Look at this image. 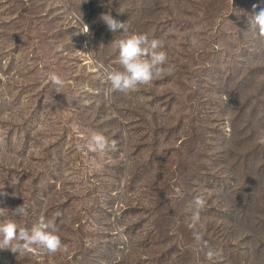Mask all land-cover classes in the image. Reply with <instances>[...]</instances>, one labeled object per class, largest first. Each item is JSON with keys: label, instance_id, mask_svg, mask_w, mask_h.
Instances as JSON below:
<instances>
[{"label": "rangeland", "instance_id": "374dc122", "mask_svg": "<svg viewBox=\"0 0 264 264\" xmlns=\"http://www.w3.org/2000/svg\"><path fill=\"white\" fill-rule=\"evenodd\" d=\"M261 8L0 0V222L52 221L63 245L0 249V264H264V38L249 24ZM109 12L127 33L100 20ZM132 34L167 61L116 91L103 68L122 70L115 45ZM93 132L104 151L78 147Z\"/></svg>", "mask_w": 264, "mask_h": 264}, {"label": "clouds", "instance_id": "9594fccd", "mask_svg": "<svg viewBox=\"0 0 264 264\" xmlns=\"http://www.w3.org/2000/svg\"><path fill=\"white\" fill-rule=\"evenodd\" d=\"M256 7L257 5H253L254 9ZM100 20L114 33L121 29L124 33L128 32L126 22L115 19L110 12L102 13ZM249 24L253 31L264 38V8L252 15ZM83 33H89L87 25ZM115 46L118 49V62L122 70H110L105 67L103 79L111 89L116 91L128 92L135 90L138 85L150 84L154 76L159 75L167 61L166 53L161 50V42L155 38L150 40L145 34L129 35L117 41ZM47 78L55 86V92L62 93L64 80L56 73H50ZM226 131L230 130L226 129ZM260 143H264V138L260 140ZM78 147H86L91 152L104 151L108 147V141L102 134L93 132L87 144ZM111 147L114 149L115 144L113 143ZM0 195H4L3 190L0 191ZM194 203L199 209L204 206L205 201L198 196ZM27 211L28 205L25 203L11 209L14 216H25ZM0 215H3L2 211ZM59 215L60 213H57V216ZM194 219H198V213ZM57 231L54 222L45 221L43 218L31 230L19 226L14 220H5L0 222V249L10 250L14 254L42 249L49 254H55L63 248L61 239L56 234Z\"/></svg>", "mask_w": 264, "mask_h": 264}]
</instances>
